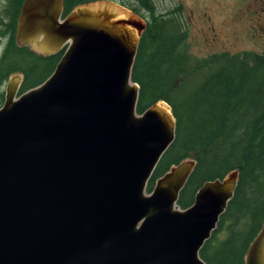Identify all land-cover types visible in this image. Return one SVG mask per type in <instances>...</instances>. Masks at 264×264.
I'll return each instance as SVG.
<instances>
[{
    "label": "water",
    "instance_id": "obj_1",
    "mask_svg": "<svg viewBox=\"0 0 264 264\" xmlns=\"http://www.w3.org/2000/svg\"><path fill=\"white\" fill-rule=\"evenodd\" d=\"M100 3L104 9L93 7ZM23 0L17 41L43 55L63 47L52 73L0 107V264H205L199 250L232 198L238 172L177 199L195 160L146 186L175 137L165 101L136 112L131 68L145 27L108 0ZM123 14V16H121ZM144 22V21H143ZM244 264H264V225Z\"/></svg>",
    "mask_w": 264,
    "mask_h": 264
},
{
    "label": "trees",
    "instance_id": "obj_2",
    "mask_svg": "<svg viewBox=\"0 0 264 264\" xmlns=\"http://www.w3.org/2000/svg\"><path fill=\"white\" fill-rule=\"evenodd\" d=\"M93 1L63 0L62 17L76 5ZM109 1L145 23L131 68V80L139 86L136 112L162 100L176 120L174 140L159 159L146 191L172 164L194 159L195 167L177 199L179 208L185 209L205 181L236 170L233 196L199 257L205 264H244L246 248L264 224V54L221 51L195 56L181 20V2L159 11L156 0ZM22 2L6 0L0 14L3 30H15ZM3 30L0 27V34ZM63 50L38 56L10 48L0 61V85L9 71L16 70L8 66L13 61L22 64L17 71L24 74L18 94L37 86L52 73Z\"/></svg>",
    "mask_w": 264,
    "mask_h": 264
},
{
    "label": "rangeland",
    "instance_id": "obj_3",
    "mask_svg": "<svg viewBox=\"0 0 264 264\" xmlns=\"http://www.w3.org/2000/svg\"><path fill=\"white\" fill-rule=\"evenodd\" d=\"M177 1L183 4L181 20L188 33L189 49L195 56L204 57L221 51L264 54V0H156L157 10L173 7ZM5 3L6 0H0V14ZM208 17L210 22H207ZM211 24L215 27L213 32L208 29ZM214 32L217 33V37L214 35L216 39L213 37ZM27 45L35 53L43 55L44 52L38 46ZM19 75L10 74L0 85V107L7 83ZM224 235L222 231L219 237Z\"/></svg>",
    "mask_w": 264,
    "mask_h": 264
},
{
    "label": "flooded vegetation",
    "instance_id": "obj_4",
    "mask_svg": "<svg viewBox=\"0 0 264 264\" xmlns=\"http://www.w3.org/2000/svg\"><path fill=\"white\" fill-rule=\"evenodd\" d=\"M210 17H208L207 18V22H210ZM17 21H18V18H17ZM17 24V23H16ZM1 27V30H3L4 28L2 27V26H0ZM208 29H209V31H211V32H213V31H215V27H214V25H210L209 27H208ZM214 35H216V37H217V33H215L214 32V34H213V37L215 38V36ZM216 39V38H215ZM27 44H29V43H24V44H21V43H19L18 41H17V25H16V27H15V30H3L2 31V34H0V61H1V59H2V57H3V55H5L7 52H8V50L10 49V48H12V47H16V48H21V49H25V50H27V51H31L32 53H34L35 55H38V56H47V55H40V54H38V53H35L34 52V50L30 47V46H28ZM8 66H10L11 68L12 67H15L16 68V70H14V71H9L7 74H6V76H5V78L3 79V82L5 81V79H7V77L10 75V74H12V73H20V75L18 76V77H20V79H21V83H22V81H23V78H24V74L22 73V72H20V71H17V69L18 68H21L22 67V64H17V63H13V61H12V63H10V64H8ZM14 69V68H13ZM14 79V78H13ZM12 80V79H11ZM2 82V83H3ZM20 83V84H21ZM20 86V85H19ZM7 87V86H6ZM6 90V89H5ZM18 92V91H17ZM5 95V94H4ZM2 96V95H1Z\"/></svg>",
    "mask_w": 264,
    "mask_h": 264
},
{
    "label": "bare ground",
    "instance_id": "obj_5",
    "mask_svg": "<svg viewBox=\"0 0 264 264\" xmlns=\"http://www.w3.org/2000/svg\"><path fill=\"white\" fill-rule=\"evenodd\" d=\"M93 7H99L100 9H104L105 8V6L103 5V4H98V3H96V4H94V6ZM121 16H123V14H121Z\"/></svg>",
    "mask_w": 264,
    "mask_h": 264
}]
</instances>
